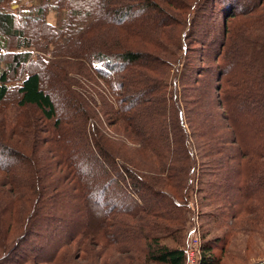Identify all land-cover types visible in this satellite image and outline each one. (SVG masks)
<instances>
[{
	"label": "trees",
	"instance_id": "obj_1",
	"mask_svg": "<svg viewBox=\"0 0 264 264\" xmlns=\"http://www.w3.org/2000/svg\"><path fill=\"white\" fill-rule=\"evenodd\" d=\"M12 1L0 0V264H60L73 246L68 264H186L196 180L223 224L260 212L264 0H32L28 14ZM195 40L206 67L187 56ZM210 233L199 264H227V236Z\"/></svg>",
	"mask_w": 264,
	"mask_h": 264
},
{
	"label": "rangeland",
	"instance_id": "obj_2",
	"mask_svg": "<svg viewBox=\"0 0 264 264\" xmlns=\"http://www.w3.org/2000/svg\"><path fill=\"white\" fill-rule=\"evenodd\" d=\"M34 4H35V2L32 0H13L11 3H8L7 7L10 8L11 10L17 11L21 14H28V13H30L31 9L34 7ZM47 19L51 22H55L57 17L54 13H50L47 16ZM211 21L212 20H210V21L207 20L208 25L212 23ZM165 35H167V36L164 37ZM164 36H163V38L165 40H166V38H168V41H170V42L173 41V33L172 32L164 34ZM198 36H200L199 32H197V34H196V37H198ZM190 39L191 38L188 37V41ZM200 48H202V45H200V42H197L196 40L193 43L191 42V45H190L191 50L189 51L187 56L190 59L193 58L199 66L206 67L208 64H205V65L200 64L201 56H200L199 51H197ZM213 64H215V63H213ZM207 76L208 75L204 74V75H201L199 77L202 80H205L207 78ZM196 86H201V85L197 84ZM180 90L183 91L182 87H180ZM183 93H185V92L183 91L182 94ZM190 94L191 93H189L188 95H190ZM216 95H217V93H215V96ZM186 97L188 98V96H186ZM189 97H190V99L194 98L193 95H190ZM192 100H197V99H192ZM206 100H205V102H207V103L205 106L209 107L210 106L209 105L210 99H206ZM190 107L192 108L193 106H190ZM217 110H219V109H217ZM220 112H222V111H220ZM215 116H213V118L215 120H217L215 118ZM193 126L194 125H188L187 127H188V131L190 132V137H191L193 145L197 146L198 144L201 143V138L198 134H196L197 130ZM212 126L214 129H217V131L220 132L219 128L216 127V125L212 124ZM222 130L227 131V129L222 128L220 134L222 133ZM129 149H131V148L129 147ZM195 151L198 152L197 147H195ZM58 171H60V169H58ZM1 175H2V177L3 176L6 177L5 175H3L1 173L0 178H1ZM54 179H56V177L50 179V181L52 182L51 186L54 187V186H56V184L61 185L60 181L58 183V181L55 182ZM205 179L207 180V178H205ZM208 180H209V178H208ZM61 181H64V180H61ZM194 183H195L193 186L194 189H192L191 192H189L190 194H188L187 201L185 200L186 205L188 207V211L186 212L185 219L183 216V221H182L183 226H182L181 231L178 233V243H180L181 245H184V242L186 239L185 237H187V240H186L187 241L186 249H187L188 243H189L188 241H189L190 236H191V232L196 231L194 236H197V238H199V240L202 244L203 240H204V236L207 234V232L211 231L210 234H212V235H214V234H217V235L225 234L228 238V241H229L228 253L224 257L227 264H252L254 262H259L260 260L264 259V218L260 219L259 214H258V213L264 214V204L263 203L260 204L262 209L260 210V212H257L255 215L250 214V213L247 214L241 210H238L239 212L236 213L235 215L233 214L234 216L233 215L231 216V214H229V216L226 215V220L223 224L222 220H220V218H218V219L215 218L217 215H218V217H221V211H218V210L214 209L213 207H206V206L203 207L202 206L205 201L207 202L208 200H210V197L208 195H206V193L198 192V188L200 187V185H199V183H197V180ZM53 193L56 194L57 191H55L53 189V190H47V192H46V194H48V195L53 194ZM184 194H185V191L183 192V196H185ZM233 194H234V190H233ZM1 199L3 201L7 202L6 195L1 197ZM253 204H254V206H258L257 203H253ZM27 208H30L29 205L23 204L21 207V211H26ZM238 209H239V207H238ZM257 210L259 211L258 207H257ZM9 215L10 214H8V216ZM210 217H213V218H210ZM235 217L237 218L236 220H235ZM215 220L220 222V225H219V223L216 222V225H218V226H213L212 221H215ZM233 223H238V226H237L238 228L235 226L232 228L227 227V226H231ZM11 237H13V235ZM170 244L172 246H176L175 244L171 243V241H170ZM26 246H27V249L29 250L28 244ZM70 249L71 250L65 254V257H63L64 263L62 262L60 264H68L69 261L76 260L75 254L76 255L78 254L76 247L73 246ZM217 253H219V251H217ZM113 260H114V258L112 260L108 259V261H109L108 264H114ZM80 262H83V261L80 260L79 264H80ZM36 264H50V263H36Z\"/></svg>",
	"mask_w": 264,
	"mask_h": 264
},
{
	"label": "built area",
	"instance_id": "obj_3",
	"mask_svg": "<svg viewBox=\"0 0 264 264\" xmlns=\"http://www.w3.org/2000/svg\"><path fill=\"white\" fill-rule=\"evenodd\" d=\"M196 231L191 232L188 247L186 249V264H199L201 256V242L197 236H194ZM264 264V262L256 263Z\"/></svg>",
	"mask_w": 264,
	"mask_h": 264
}]
</instances>
